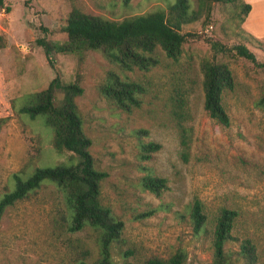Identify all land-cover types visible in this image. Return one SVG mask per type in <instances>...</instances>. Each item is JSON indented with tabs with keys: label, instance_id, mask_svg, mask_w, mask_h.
<instances>
[{
	"label": "rangeland",
	"instance_id": "obj_1",
	"mask_svg": "<svg viewBox=\"0 0 264 264\" xmlns=\"http://www.w3.org/2000/svg\"><path fill=\"white\" fill-rule=\"evenodd\" d=\"M175 0H4L0 10V196L12 186L11 175L28 176L35 167L75 161L74 154L53 145L42 118L19 112L20 97L40 91L57 75L83 88L76 103L90 138L95 167L107 176L100 183V201L124 222L121 240L111 246L119 264H144L184 251L183 264H210L216 215L220 208L237 211L225 244L236 257L240 243L256 248L253 264H264V42L249 41L241 8L234 3L188 0L197 20L186 24V39L177 60L157 48L158 64L149 70L122 69L99 50L52 53L49 59L37 39L64 43L70 10L121 20L167 10ZM228 48L214 52L211 42ZM259 43V44H258ZM244 44L255 54L250 61L236 53ZM226 63L235 86L222 103L229 124L211 118L203 106L201 64ZM109 73L141 85L139 105L125 111L99 89ZM63 96L54 92L58 104ZM185 101L179 109L178 99ZM183 112L187 148L181 144L174 113ZM138 129L147 132L136 133ZM161 148L149 160L139 157L141 142ZM186 153V160L182 153ZM151 173L167 179L160 195L143 189L140 177ZM198 199L207 217L206 232L194 235L189 206ZM156 209L151 215L142 214ZM238 257V256H237ZM99 258L98 233L86 225L69 230L61 189L45 182L17 201L0 219V264H81ZM234 264H247L242 257Z\"/></svg>",
	"mask_w": 264,
	"mask_h": 264
},
{
	"label": "trees",
	"instance_id": "obj_2",
	"mask_svg": "<svg viewBox=\"0 0 264 264\" xmlns=\"http://www.w3.org/2000/svg\"><path fill=\"white\" fill-rule=\"evenodd\" d=\"M206 2L234 3L241 8V22L250 10V5L240 0H204ZM128 0H124L127 3ZM0 10H8L4 0H0ZM198 15L190 9L188 0H175L168 5L167 10H155L145 14L132 15L121 20L107 19L98 15H91L73 7L67 17L64 31L67 39L64 43H50L45 39H37V43L44 49L49 59L52 53H77L84 50H99L103 56L118 64L122 69L149 70L158 64L156 49H161L165 56L177 60L182 52L186 34L182 32L184 25L197 20ZM244 32V31H243ZM249 41H257L252 35L244 32ZM1 38V36H0ZM259 42V41H257ZM259 44V43H258ZM214 52H225L227 46L214 41L211 42ZM236 53L255 62V54L246 45L235 47ZM264 67V63H262ZM203 73V106L207 114L223 125L229 124L227 112L222 103L225 90H232L235 86L233 73L223 62L206 59L201 64ZM60 89L63 96L58 104L54 102V92ZM100 91L117 107L130 111L139 105L141 85L134 81H127L115 73H109L105 83L100 84ZM83 88L78 81L66 83L57 75L46 88L33 93H27L21 98L19 112L30 118H42L45 126L53 134V145L57 149L72 152L75 161L56 165L35 167L32 172L23 177L20 172L11 175L12 188L0 196V219L7 207L17 201L27 198L39 189L43 183L51 182L57 185L62 193L69 219V230L79 231L86 225L98 233L99 258L92 262L81 264H119L111 257V246L121 240L124 222L117 218L110 207L100 201V183L107 176L105 171L95 167L92 154L89 151L90 138L83 129V120L76 103ZM179 109H183L185 101L178 99ZM264 109V96L259 100ZM180 130L181 144L187 148L186 129L182 123L183 112L174 113ZM136 133L146 130L138 129ZM139 157L149 160L161 145L157 142H141ZM186 160V153H182ZM143 189L160 195L167 188V179L147 173L140 177ZM156 209L142 214L151 215ZM189 218L194 235L200 236L206 232L207 217L202 203L195 199L189 206ZM238 213L234 209L220 208L212 232L213 257L210 264H234L242 257L247 264H253L257 258L255 245L244 239L236 257L227 251L225 244L233 239L231 230ZM186 258L184 251H178L167 259L151 257L144 264H183Z\"/></svg>",
	"mask_w": 264,
	"mask_h": 264
},
{
	"label": "crops",
	"instance_id": "obj_3",
	"mask_svg": "<svg viewBox=\"0 0 264 264\" xmlns=\"http://www.w3.org/2000/svg\"><path fill=\"white\" fill-rule=\"evenodd\" d=\"M250 5L242 24L246 26V33L264 42V0H240Z\"/></svg>",
	"mask_w": 264,
	"mask_h": 264
}]
</instances>
